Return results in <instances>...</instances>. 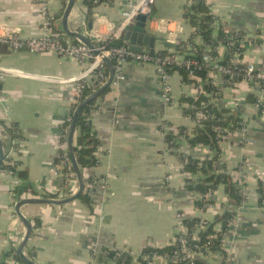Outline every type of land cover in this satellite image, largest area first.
I'll return each instance as SVG.
<instances>
[{
  "label": "crops",
  "instance_id": "0c3cea01",
  "mask_svg": "<svg viewBox=\"0 0 264 264\" xmlns=\"http://www.w3.org/2000/svg\"><path fill=\"white\" fill-rule=\"evenodd\" d=\"M86 1H76L69 26L97 45L121 21L122 11L138 0L92 5ZM68 2L48 1L57 17L56 26L62 31ZM37 3L38 0H0V34L19 30L23 39L38 36L41 13ZM187 3L188 0H157L153 18L171 21V30L180 24L182 30L177 34L181 41L202 44L195 28L185 19ZM208 7L216 21L214 35L219 28L228 37L243 33L247 38L241 44L242 60L264 72V0H208ZM152 20L147 21L146 29L156 37L154 53L173 51L176 46ZM216 50L224 60L226 48L219 45ZM145 51H149L148 47ZM0 66L23 73L0 81V132L8 150L17 143L13 154L16 169L28 175L24 183L16 175L0 172V260L2 264H25L15 258L26 233L15 212L17 189L29 185L20 199L62 200L68 198L69 188L75 193L79 188V184L66 187L57 162L60 150H65L62 126L78 103V95L73 84L50 83L44 78L72 79L80 67L71 58L31 53L26 48L12 50L7 45L0 46ZM203 84L198 78L195 83H185L179 72H173L172 103L164 106L156 68L128 63L125 79L98 99V108L92 113L93 130L100 140L96 164L85 172L91 180L89 184L96 182L89 193L92 205L77 199L65 205L23 206L22 214L33 225L24 254L36 264H106L107 260H99L103 249H129L139 254L144 249L170 245L177 213H183L187 220L197 218L211 223L230 210L223 185L209 193L204 208L197 206L200 199L186 184L195 176L184 173L178 150L173 153L168 147L170 133L178 134L185 128L188 135L193 134L198 124L189 113L190 102L203 93ZM220 89L217 99L207 96L210 103L220 102L219 108L226 110L242 105L248 111L244 129L230 133L219 143L216 162V172L231 176L245 201L234 217V226L224 236L226 256L208 253L196 260L201 264H264V199L260 200L258 191L259 181L264 182V117L248 101L251 96H259L260 88L256 83L240 82L233 88ZM178 148L179 153L194 159L214 155L209 148L190 147L186 141L179 142ZM36 222H40L38 227ZM155 264L165 262L157 259Z\"/></svg>",
  "mask_w": 264,
  "mask_h": 264
},
{
  "label": "built area",
  "instance_id": "2783aa9c",
  "mask_svg": "<svg viewBox=\"0 0 264 264\" xmlns=\"http://www.w3.org/2000/svg\"><path fill=\"white\" fill-rule=\"evenodd\" d=\"M48 1L49 0H38L37 3L41 13V32L38 36L29 39H23L19 30L9 31L10 33L0 34V46L7 45L12 50L26 48L31 53H51L60 57L74 59L79 63L80 67V71L77 76L67 80L52 78H44V80L50 83L73 84L78 95V99L82 96L83 89L85 87H89V85L94 89L95 93L100 88H102L110 78V71L106 62L102 56L90 50L84 43L78 40L77 42H74L64 31L57 28V17L55 13L50 10ZM90 1L92 4H98L100 2L99 0ZM198 1L199 0H188L187 11L196 5ZM156 3L157 0H138L137 2L131 3L126 9L122 11L121 21L114 25L109 33L103 36L99 43L100 46L95 45L96 48L101 51L103 56L108 58L114 66L115 77L111 86H117L125 79V67L128 63L133 62L153 65L156 68L157 75L161 83L163 105L168 106L172 103L171 78L173 72H176L172 71V69L185 67L188 70L189 76L193 78L195 76L196 70H201L203 67H209L210 71L208 74V79H211V84L214 87L221 88L225 86L233 88L240 82L258 84L260 92L259 96L257 97V102L254 104V108L257 109L261 117H264V72L259 71L253 63H245L241 58V44L247 37L243 33H235L231 37L226 35L229 41L226 45H224V47L226 50H229V55H231V60L227 64H223L218 55L213 56L211 54L213 49L209 45L205 46L206 48L202 54L201 60L195 58L185 59L184 51L188 49L193 51L195 50L192 41H181L179 34H177L182 30L180 24H177L175 30H171L169 28V26L173 24L171 21L157 20L153 18ZM139 15L147 16L148 20L153 19L151 22L155 23L156 26L159 27L162 33L167 36L168 41L173 43L176 48L173 51L167 52L166 54H151L148 51L135 52L130 50L128 45L106 48L105 45L108 42L123 39L126 31L135 24L136 18ZM22 75L23 73H18L0 66V81L7 77H16ZM207 96L213 99L211 94H207ZM207 117L208 116L203 111H198L193 118L199 125L201 120L207 119ZM72 121V117L68 119L69 127ZM165 129L167 131L169 130L166 127ZM243 129L244 128L241 130ZM216 130L219 133L218 136L222 139H225L230 133L228 127H218ZM185 134L187 133L185 132ZM185 141V138H181L179 140L180 143ZM16 145L17 143L14 142L10 146L7 156L8 159H6L7 161H5L3 164L6 168L0 169L1 173L15 176V173L12 169H16V163L13 159ZM64 146V154L60 155V163L58 164L60 176L63 178L66 187H76L78 185V180L72 166L67 142L64 144ZM168 147L172 152L177 150L180 152V148H175L172 142H168ZM212 156L213 154L211 153L209 157ZM15 184L19 185V182L16 181ZM95 184L96 182L89 184V193L92 192V188ZM188 185H191V183L188 182ZM74 194L75 192H72L69 188L67 196L71 197ZM195 195L200 200H206L210 194L201 195L199 193H195ZM186 220L187 219H185L183 213L176 214V223L172 242L176 244L177 250L174 252L173 256L160 255L157 253L145 254L142 252L137 254L129 249L116 248L103 249L101 256L106 260L109 258V256H113V260H117V258L127 255L133 260L131 264H155L157 259H162L165 264L169 262H188L189 264H196L195 262L197 261V256H201L202 253H200V248L197 245L194 247H189L188 245L189 227L187 226ZM234 223L235 222L233 219V221L230 222V228L234 226ZM208 224L209 222L201 220L200 224L191 235L193 240L199 239L200 229L207 227ZM224 236L225 235H223L222 244L224 242ZM122 264L130 263H127L126 258H124Z\"/></svg>",
  "mask_w": 264,
  "mask_h": 264
},
{
  "label": "trees",
  "instance_id": "16d2710c",
  "mask_svg": "<svg viewBox=\"0 0 264 264\" xmlns=\"http://www.w3.org/2000/svg\"><path fill=\"white\" fill-rule=\"evenodd\" d=\"M99 1L104 2L109 0ZM86 2L87 4L92 5L91 1L87 0ZM207 3L208 0H199L198 3L191 7V9L187 11L185 15V19L187 20L188 24L195 28L196 36L200 37L203 42L202 44H195L192 41L195 50L192 52L184 51L185 59L195 58L201 60L206 45L211 46V48L213 49L211 54L213 56H217V47L219 45L224 46L229 41V39L226 37V34L221 28L218 29L217 36L214 35L215 27L213 25L215 23V17L211 15ZM73 41L77 42V40ZM125 45L127 44L125 43L124 39H121L110 41L105 46L106 48H110ZM97 46H100V44H97ZM240 51L243 52V48H240ZM158 53L166 54L167 52H157L156 54ZM230 60L231 55H229V50H227L226 57L224 60H222V63L227 64L228 62H230ZM172 71L179 72L185 83H195V80L197 78L203 80V93H201V95H199L196 100L190 102L191 108L189 110V113L195 116L198 111H203L208 117L207 119L201 120V123L196 126L191 136L185 134L186 129L182 128L178 134L170 133L167 136V141L172 142L173 146L175 148H178L179 140L181 138H185L190 147H207L214 153L212 157H208L205 160L185 157L183 153H176L181 163L183 164L184 173L188 176H195V178H188L186 180L187 187L193 193L205 195L211 193L219 185H223L225 187V191L231 205V209L226 211L223 216L216 218V220L209 223L207 227L200 229L198 240H193L191 235L193 231L198 227L201 220L197 218L193 220H186L187 226L189 227L188 245L189 247H194L195 245H197L200 248V253H202V255H207L208 253H223L224 256H226L222 244L223 235H225L230 230V222L233 221L234 217L237 215L238 209L245 201V196L243 195L242 190L233 183L231 176L227 175L226 173L222 174L216 172V162L219 160V143L223 140L218 136L219 133L216 128L228 127L230 133L241 130L242 128H244V115H246L248 111L242 105H239L236 110H226L220 109L215 103L209 102L210 99L207 97V94H211L214 99H217L222 93V90L220 88L214 87L211 84V79H208V74L210 71L209 67H203L201 70H196L195 76L193 78L189 76L188 70L185 67L172 69ZM93 93V88L85 87L83 89L82 96L78 99V103L72 107L70 118H73L74 112L76 111L79 104H81L88 96L92 95ZM248 101L252 105H254L257 102V98L251 96L249 97ZM96 103L97 101L89 104L80 111L76 121L74 136V156L86 184L85 190L79 197V200L89 206H91L93 203L92 195H90L88 191V184L91 182V180L85 177V172L87 169H91L96 164V153L100 146V140L96 132L93 130V126L91 123L92 113L98 108ZM68 127L69 122L65 121L61 131V143L63 145L67 142ZM60 153L63 155L64 150H60ZM173 153H175V151H173ZM57 162L59 164L60 159H57ZM5 168V165H2L0 169ZM12 170L22 182L25 183L28 181V175L25 171H19L17 169ZM197 177L200 179L199 182L195 180ZM188 182H190L191 185H188ZM27 189H29V185H25L24 189H22V192L27 191ZM19 190L20 187L16 191L17 194L19 193ZM258 191L260 200L263 201L264 182L259 181ZM207 203L208 201H206L205 199L197 200L196 202L199 208H204ZM39 225L40 222H36V227H38ZM176 250V244L171 242L170 245L163 248L144 249L142 253H157L160 255L173 256ZM7 257H9L8 254L4 255L5 259ZM15 258L17 260H20L18 254L15 255ZM113 258V256H109L106 264H122L124 258H126L127 263L131 264L133 261L127 255L117 258V260H113ZM195 263L201 264L199 261H196ZM167 264L189 263L169 262Z\"/></svg>",
  "mask_w": 264,
  "mask_h": 264
},
{
  "label": "water",
  "instance_id": "95a60500",
  "mask_svg": "<svg viewBox=\"0 0 264 264\" xmlns=\"http://www.w3.org/2000/svg\"><path fill=\"white\" fill-rule=\"evenodd\" d=\"M76 1L77 0H69L68 5L64 11V14L62 17L63 31L67 34V36L69 38H74V39L84 43L90 50H92L95 53L102 56L104 61L107 64L108 68H109L110 78H109L108 82L102 88H100L98 91H96L92 95L88 96L81 104H79L76 111L74 112L73 121L69 127L68 136H67V145H68V150H69L70 157H71L72 166H73L74 172L76 173V177H77L78 184H79L78 191L74 195H72L71 197H68V198H65L62 200H54V199H45V198L20 199L21 195H22V187L19 190V193H18L19 202L17 203V205L15 207V212H16L18 218L20 219V221H22V223L24 224V226L26 228V233H25V235L23 237V241H22V243L18 249V254L20 256V259L25 264H36V263L24 254V249L26 248V246H27L29 240L31 239L32 234H33V225L22 214L21 208L25 205H30V204L65 205V204L71 203V202L79 199V197L83 194L86 184H85L84 177H83V175H82V173L78 167V164H77L75 156H74V135H75L77 117H78L80 111L84 107L88 106L89 104H91L95 101H98V99L110 88V86L114 80V77H115V70H114L113 64L111 63V61L108 58L103 56L101 51H99L96 48V46L92 43L90 38H88L86 35L81 33L79 30H72L70 28L69 18H70L71 14H72L75 6H76ZM147 21H148L147 16L139 15L136 18L135 24L126 31V33L124 35V39L127 42V45H128L130 50L135 51V52H144L145 47H148V49H149L148 52H150L151 54L154 53V45L156 42V37L147 32V29H146ZM216 104L218 107H221L220 102H216ZM67 114H68V112H65V115H67ZM7 156H8V149L4 143V140H3L1 132H0V167L5 163ZM196 181L199 182V179H196ZM99 260H100V262H102V260L106 261L105 258H100ZM0 264H2L1 260H0Z\"/></svg>",
  "mask_w": 264,
  "mask_h": 264
}]
</instances>
